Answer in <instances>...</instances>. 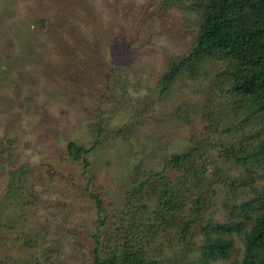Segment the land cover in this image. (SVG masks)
Returning <instances> with one entry per match:
<instances>
[{"label": "rangeland", "instance_id": "rangeland-1", "mask_svg": "<svg viewBox=\"0 0 264 264\" xmlns=\"http://www.w3.org/2000/svg\"><path fill=\"white\" fill-rule=\"evenodd\" d=\"M159 2L0 0V145L8 149L0 157V264H92L95 204L84 167L69 159L67 145L91 148L99 122L105 133L89 161L98 188L117 210L135 185L137 168L161 170L166 158L189 146L191 128L173 114L188 103L200 127L208 82L186 75L165 98H155L168 58L185 51L179 13L159 11ZM129 126L134 133L116 134ZM220 152L217 147L212 154ZM22 165L31 174L14 199L10 169ZM254 185L263 189L264 176ZM207 195L213 204L206 221L219 222L229 220L230 205L253 196L247 190L235 199L225 183ZM167 237L161 233L158 241L157 235L160 251L153 256L205 264L200 232L194 246ZM235 240L230 260L208 264H236L244 242L241 235Z\"/></svg>", "mask_w": 264, "mask_h": 264}, {"label": "trees", "instance_id": "trees-1", "mask_svg": "<svg viewBox=\"0 0 264 264\" xmlns=\"http://www.w3.org/2000/svg\"><path fill=\"white\" fill-rule=\"evenodd\" d=\"M159 4L161 12L179 13L177 27L185 51L168 58L155 98H165L186 75L206 79L204 105L198 113L201 126H194L193 106L177 107L175 121L191 128L189 146L166 158L161 170L137 168L135 185L118 210L98 188L89 161L101 145L105 123H98L91 148L68 143L67 155L83 165L87 194L95 204L92 264H169L152 255L160 251L155 248L157 235L158 241L165 233L169 240L173 236L194 246L197 231L203 236L199 249L205 264L230 260L236 252V235L244 242L236 264H264V188L254 185L264 176V0H160ZM134 130L129 126L116 134ZM217 147L221 152L213 156ZM7 150L0 145V157ZM233 169L239 174L232 176ZM30 174L29 166L12 167L8 195L14 199L21 195L20 186ZM223 183L235 199L247 190L253 196L230 205L226 222L206 221L213 204L207 193L215 195Z\"/></svg>", "mask_w": 264, "mask_h": 264}]
</instances>
